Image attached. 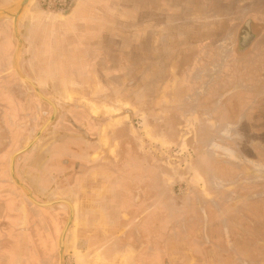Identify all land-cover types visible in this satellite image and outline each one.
<instances>
[{
	"label": "rangeland",
	"instance_id": "374dc122",
	"mask_svg": "<svg viewBox=\"0 0 264 264\" xmlns=\"http://www.w3.org/2000/svg\"><path fill=\"white\" fill-rule=\"evenodd\" d=\"M18 1L7 0L4 8ZM97 1L108 12L110 0ZM162 1L166 15L161 13L158 21L155 0L149 4L133 0L138 19L133 27L119 20L117 36L106 33L101 38L102 61L87 77L84 70L64 63L67 47L72 48L77 38L65 36L62 16L70 15L78 0H32L17 31L13 18H0V48L7 70L0 79L20 86L15 97L0 99L5 109L1 123L16 128L11 137L8 133L0 139L5 146L0 145V188L22 195L30 211L45 215L37 224H47L55 244L39 264H117L94 259L93 248L78 244L77 218L68 230L62 260L59 243L70 219L69 206L44 208L27 196L39 203L76 201L77 188L73 190L67 178L73 170L59 161L70 155V146L82 145L72 120L91 126V131L101 127L102 145L94 148L97 154L91 160L93 173L128 169L149 179L126 182L130 196L149 190L150 204L164 199L163 204L176 208L209 201L215 208L211 221L217 219L219 225L214 228L215 221L211 222L210 235H222L209 240L211 264H264V119L258 116L264 111V54L256 48L241 54L238 46L244 18H260L254 0H229L226 5L198 0L191 7H180L183 0ZM142 8L149 21L141 17ZM207 9L214 13L210 21L188 19L207 17ZM163 31L165 40L158 41L157 34ZM230 108L239 113L228 117ZM128 144L133 149L127 153ZM31 157L37 163L34 167ZM19 158L23 162L17 169ZM31 173L40 180L34 189ZM119 183L102 185L111 187L113 194L116 189L119 193ZM95 185L98 190L100 182ZM160 261L151 258L150 264H175Z\"/></svg>",
	"mask_w": 264,
	"mask_h": 264
},
{
	"label": "crops",
	"instance_id": "0c3cea01",
	"mask_svg": "<svg viewBox=\"0 0 264 264\" xmlns=\"http://www.w3.org/2000/svg\"><path fill=\"white\" fill-rule=\"evenodd\" d=\"M93 1L92 5L89 0H78L73 12L62 16L65 36L77 38L74 42L72 41V48L67 47L68 60L63 61L68 68L84 70V77H87L89 70L100 66L103 50L101 38L106 33L111 34L110 37L117 36L119 20L124 19L126 24L129 23V26L133 27L134 21L139 17V13L134 11L133 0H126L125 3L124 0H120V3L118 0H110L108 12L107 8L99 4L97 0ZM214 1H207L205 4L209 5ZM148 2L150 3V0L146 3ZM241 2L243 1H239V4H242ZM7 3V0H0V9L8 5ZM155 3L158 9L153 13L159 21L161 13L166 15L160 7L165 2L155 0ZM197 3H199L198 0H188V2L183 0L179 6L190 5L191 7ZM217 3L226 5L229 0H217ZM224 5H222L223 8ZM254 7L255 14L260 16V21L264 23L262 11L264 0H254ZM91 8L94 12H91ZM145 10L142 8L140 15L143 19L148 17L147 21H149L150 15L146 14ZM213 14H209L207 9V17L199 16L198 18V15H192L188 19H209L210 21L214 18ZM228 18H225V22ZM262 31L264 32V29H261ZM165 35V31L162 35L158 33V41L161 37L165 40ZM256 49L260 54H264V33L260 35ZM39 52H42V49ZM75 54L76 56L78 54V60H74ZM85 145L86 150L97 147L94 144ZM101 145L102 140L98 146L101 147ZM127 148L131 151L132 147L129 144ZM83 159L90 160L87 156ZM29 164L34 167L37 163L31 157ZM131 171L125 173L128 178L117 172H100L99 174L89 172L75 179L71 187L73 190L77 188L76 192L73 191L76 201L71 203L75 218L79 221L78 244L88 250L93 248L94 259L99 256L101 260L114 261L117 264H150L151 258L159 261L169 259L175 264H211L209 240L213 237L222 239V235L221 232L210 235L211 222L215 221L214 228H219V225L217 219L211 221L209 214L211 212L214 214L215 208L209 205V201L206 200L201 205L191 204L176 208L163 204L164 199L157 204H150L149 190L139 196H133L132 193L130 196L131 191H128L127 195L123 196L120 192L118 195H112V188L103 186L105 183L117 180H142V182L149 180L145 178V174L135 175ZM29 177L30 186L33 189L37 188L40 180L34 178L32 173ZM147 178H149L148 175ZM1 182L3 183L2 180ZM97 182H100L98 190L94 189ZM206 184L209 185L208 181ZM6 193V190L0 188V264H39L42 256L46 252L49 253V248L55 244L53 232L46 226L47 224L42 223L41 227L38 226L39 218L46 219L45 215L39 214L36 210L30 211L29 204L22 195L14 191ZM198 194L201 195V192ZM216 209L225 211L220 206ZM231 210L233 211L234 208ZM6 223H8L7 227ZM68 241L69 233L65 239V246Z\"/></svg>",
	"mask_w": 264,
	"mask_h": 264
},
{
	"label": "flooded vegetation",
	"instance_id": "af4514ba",
	"mask_svg": "<svg viewBox=\"0 0 264 264\" xmlns=\"http://www.w3.org/2000/svg\"><path fill=\"white\" fill-rule=\"evenodd\" d=\"M245 4L246 3H242L241 5H245ZM241 10L244 11L245 8H242ZM261 29H264V23L260 21V18H256V17L255 18L254 17L244 18V21L241 25L240 31L238 32L239 38H240L238 46L240 47L239 50L241 51V54H243V52L251 51L252 49L257 48L260 35L262 33H264L263 31L261 32ZM260 32H261V34H260ZM2 34H3L2 30H0V37H3ZM9 47H10V45H9ZM1 50L2 49L0 48V75H2L3 73H5L7 71L6 67H5L6 63L4 61H2L3 52ZM30 80L34 86L37 85L36 81H34L33 79H30ZM17 83L19 86L20 83L19 82H17ZM15 84H16V81L14 83V82H9L8 80L6 81L3 79H0V99H4L5 97L6 98L15 97L13 95L14 90H15V88L20 87V86L17 87ZM7 87L9 88V90ZM34 98L35 97L33 95V99ZM232 106H233V104H232ZM227 113H228V117H234L233 115H235V113L238 114L239 110L236 108H230V109H227ZM67 115L65 116L67 119L71 118L70 115H68V116ZM4 116H5V109H4L3 105L0 104V139L3 138V136H5V135L8 136V133H11L14 131V129H16V128H13V130H11L8 126H5V124L1 123V120L3 119ZM258 116H260L261 118L264 119V111L263 112L261 111L258 114ZM72 122L74 124L72 123L71 126L75 130H77L79 137H81V139L83 140L82 145L79 149H77L75 146H70L68 149L70 152V155H67V157L61 158L59 160L63 164V166L69 168V171L73 170V173L67 176V178L71 181V184L74 183V181L77 177H79L81 175L88 174L89 172H93V170L96 169L95 167L94 168L91 167L92 164L90 161L96 157L97 152L94 151V148L86 150L85 149V143H87L89 145L94 144L95 146H98V144L102 140L101 139V127L100 126H98V127L93 126L94 129H93V131H91V129H90L91 126L80 125V124L75 123L73 120H72ZM93 123H96V122L93 120ZM21 131H19V133ZM263 131H264V129H263ZM11 136H12V133L8 137H11ZM3 144H4V140H0L1 147H5ZM126 148H127V146H126ZM128 149L129 148H127V150H126L127 153H128ZM80 154L85 155V157L87 156L88 158H90V160L83 159V161H82L80 159L75 158L76 156H79ZM22 162H23L22 158H19V160L16 161L17 169L21 168ZM125 163H126V161H125ZM126 170L127 169H125L123 171L126 173L127 172ZM117 173L119 175L125 174L122 172H117ZM125 177L128 178L127 175H125ZM119 178H120V176H119ZM129 181L131 182L133 180H123V181L117 180V181H114V182H120L119 183L120 195L125 196V195H127V192L130 191V188H131L130 184L126 183ZM137 181L138 180H134V182H137ZM140 181L142 182V180H140ZM134 190H135V188H133L132 191H134ZM113 192L114 193L112 195H115V194L118 195L119 194L118 189H116Z\"/></svg>",
	"mask_w": 264,
	"mask_h": 264
},
{
	"label": "water",
	"instance_id": "95a60500",
	"mask_svg": "<svg viewBox=\"0 0 264 264\" xmlns=\"http://www.w3.org/2000/svg\"><path fill=\"white\" fill-rule=\"evenodd\" d=\"M31 2H32V0H19L13 7L1 8L0 9V18L2 16L13 18V20H14V29H15V31H17L18 30L19 20H20L21 16L29 8V5L31 4ZM16 56H18V55L16 54ZM36 141H37V138L34 140V142H36ZM24 151H26V149L18 152L17 154H15V156H17L18 154L23 153ZM27 196L34 204H36L37 206H40V207H44V208L53 207L57 203L66 204L67 206H69L70 212H71L70 219L68 220V223H67V225L65 226V228L63 230V233H62L61 238H60V243H59L60 250H61L60 254H61L62 260H64L66 235L68 233V230H69L73 220L75 219V211H74V208H73V204L71 202H69V201H66V200L54 201V202H51V203H39L33 198V196L31 194H28Z\"/></svg>",
	"mask_w": 264,
	"mask_h": 264
},
{
	"label": "bare ground",
	"instance_id": "6f19581e",
	"mask_svg": "<svg viewBox=\"0 0 264 264\" xmlns=\"http://www.w3.org/2000/svg\"><path fill=\"white\" fill-rule=\"evenodd\" d=\"M113 111V110H112ZM111 110H109L108 112L110 113V112H112Z\"/></svg>",
	"mask_w": 264,
	"mask_h": 264
}]
</instances>
